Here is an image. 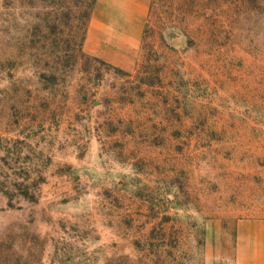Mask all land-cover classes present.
I'll list each match as a JSON object with an SVG mask.
<instances>
[{"label": "rangeland", "instance_id": "obj_1", "mask_svg": "<svg viewBox=\"0 0 264 264\" xmlns=\"http://www.w3.org/2000/svg\"><path fill=\"white\" fill-rule=\"evenodd\" d=\"M99 1L0 0V264H231L264 219V0H151L129 70L84 49Z\"/></svg>", "mask_w": 264, "mask_h": 264}, {"label": "crops", "instance_id": "obj_2", "mask_svg": "<svg viewBox=\"0 0 264 264\" xmlns=\"http://www.w3.org/2000/svg\"><path fill=\"white\" fill-rule=\"evenodd\" d=\"M108 1L98 2L84 49L129 70L135 64L151 0ZM231 260V264H264V219L238 223Z\"/></svg>", "mask_w": 264, "mask_h": 264}]
</instances>
